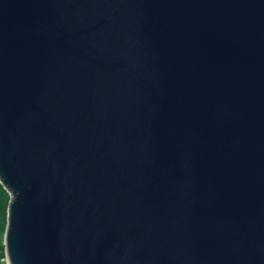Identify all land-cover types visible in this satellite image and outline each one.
Masks as SVG:
<instances>
[{"label": "water", "instance_id": "95a60500", "mask_svg": "<svg viewBox=\"0 0 264 264\" xmlns=\"http://www.w3.org/2000/svg\"><path fill=\"white\" fill-rule=\"evenodd\" d=\"M8 264H264V0H0Z\"/></svg>", "mask_w": 264, "mask_h": 264}, {"label": "trees", "instance_id": "16d2710c", "mask_svg": "<svg viewBox=\"0 0 264 264\" xmlns=\"http://www.w3.org/2000/svg\"><path fill=\"white\" fill-rule=\"evenodd\" d=\"M9 200L10 196L8 192L0 184V264L4 259H6L4 247V233L7 226Z\"/></svg>", "mask_w": 264, "mask_h": 264}, {"label": "built area", "instance_id": "2783aa9c", "mask_svg": "<svg viewBox=\"0 0 264 264\" xmlns=\"http://www.w3.org/2000/svg\"><path fill=\"white\" fill-rule=\"evenodd\" d=\"M1 264H8L7 259H4Z\"/></svg>", "mask_w": 264, "mask_h": 264}]
</instances>
